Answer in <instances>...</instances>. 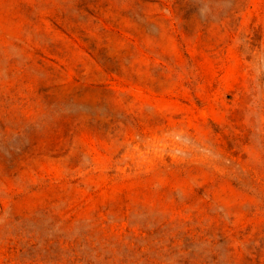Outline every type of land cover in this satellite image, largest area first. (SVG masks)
<instances>
[{
	"label": "rangeland",
	"instance_id": "obj_1",
	"mask_svg": "<svg viewBox=\"0 0 264 264\" xmlns=\"http://www.w3.org/2000/svg\"><path fill=\"white\" fill-rule=\"evenodd\" d=\"M0 264H264V0H0Z\"/></svg>",
	"mask_w": 264,
	"mask_h": 264
}]
</instances>
